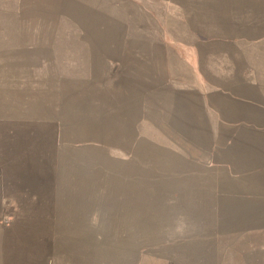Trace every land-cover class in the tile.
I'll return each mask as SVG.
<instances>
[{
    "label": "rangeland",
    "instance_id": "rangeland-1",
    "mask_svg": "<svg viewBox=\"0 0 264 264\" xmlns=\"http://www.w3.org/2000/svg\"><path fill=\"white\" fill-rule=\"evenodd\" d=\"M262 9L0 0V264H264V212L240 209L249 203L224 170L188 176L140 139L142 111L127 104L153 84L139 90L128 74L137 48L163 41L178 74L204 82Z\"/></svg>",
    "mask_w": 264,
    "mask_h": 264
},
{
    "label": "crops",
    "instance_id": "crops-1",
    "mask_svg": "<svg viewBox=\"0 0 264 264\" xmlns=\"http://www.w3.org/2000/svg\"><path fill=\"white\" fill-rule=\"evenodd\" d=\"M259 14L244 32L226 39L235 55L225 57L221 50L207 64L204 82L190 73L178 74L163 41L152 43V53L137 48L128 74L139 90L146 89V76L153 84L151 91L129 98L127 104L142 111L136 121L140 139L178 156L192 167L188 176L199 174L195 166L205 172L224 170L235 181L231 192L249 203L240 209L264 212V10ZM147 65L158 70L146 71Z\"/></svg>",
    "mask_w": 264,
    "mask_h": 264
}]
</instances>
